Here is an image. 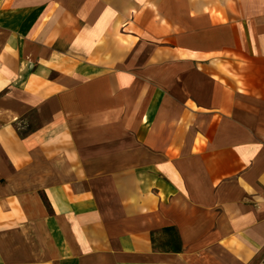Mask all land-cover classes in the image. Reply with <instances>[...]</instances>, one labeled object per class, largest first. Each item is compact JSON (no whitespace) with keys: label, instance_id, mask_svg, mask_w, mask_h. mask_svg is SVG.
Returning <instances> with one entry per match:
<instances>
[{"label":"crops","instance_id":"0c3cea01","mask_svg":"<svg viewBox=\"0 0 264 264\" xmlns=\"http://www.w3.org/2000/svg\"><path fill=\"white\" fill-rule=\"evenodd\" d=\"M0 264H264V0H0Z\"/></svg>","mask_w":264,"mask_h":264}]
</instances>
